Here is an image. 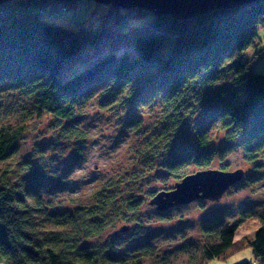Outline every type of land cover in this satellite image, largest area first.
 Returning <instances> with one entry per match:
<instances>
[{
  "label": "trees",
  "instance_id": "1",
  "mask_svg": "<svg viewBox=\"0 0 264 264\" xmlns=\"http://www.w3.org/2000/svg\"><path fill=\"white\" fill-rule=\"evenodd\" d=\"M11 1L24 9L36 4L47 14L75 0ZM99 5L104 9L96 22L72 21V27L28 10L0 17V83L11 97L7 109L0 105V264H207L247 245L257 264H264V207L218 226H201L199 238L170 249L146 244L127 254L81 242L107 226L111 197L105 192L111 183L96 188L92 203L72 209L52 208L41 196L39 165L21 155L18 138L49 118L64 137L81 139L76 111L93 99L108 98L105 105L112 108L126 105V112L148 93L160 100L161 120L147 148L163 156L174 181L191 166L209 167L211 143L220 131L238 139L246 160L255 163L257 152L264 154V71L252 69L264 43L243 58L259 42L264 0L183 19L149 10L128 14L96 1L93 11ZM146 13L149 18L129 23L130 16ZM124 44H133L138 54L119 52ZM139 124L137 119L134 127ZM246 222L256 225L252 237L234 239Z\"/></svg>",
  "mask_w": 264,
  "mask_h": 264
},
{
  "label": "rangeland",
  "instance_id": "2",
  "mask_svg": "<svg viewBox=\"0 0 264 264\" xmlns=\"http://www.w3.org/2000/svg\"><path fill=\"white\" fill-rule=\"evenodd\" d=\"M42 6L46 7V4ZM93 7V0H75L65 4L63 10L52 11L54 16L43 17L68 27L73 26L72 19L90 24L97 21V13L104 9L99 5L93 11ZM146 18H149L148 13L130 16L128 21L138 23ZM190 23L193 25V19ZM258 36V44L247 48L243 58L248 59L264 43V26L258 29ZM126 50L138 54L133 44L118 47L119 52ZM79 63L68 66L73 68ZM252 69L264 71V54L254 61ZM5 89L6 85L0 83L2 109H7L11 103ZM14 98L12 96V100ZM154 98L148 93L139 103L130 104L127 108L130 112L123 108L126 105L106 106L108 98L84 103L76 111L77 126L83 132L81 139L64 137L55 130L51 119L45 118L17 140L21 155L38 163L41 172L39 192L52 208L72 209L90 204L95 200L94 191L99 185L112 184L105 192L111 197L110 207L104 214L107 226L99 234L82 239V243H103L112 251L127 254L136 253L146 244L161 251L177 246L185 239L199 238L201 226H218L242 213L264 207L263 152H257L255 163L246 160L238 139L227 137L225 131L218 132L211 143L215 150L209 167H241L243 173L219 199L196 198L164 210L149 203L155 191L169 189L174 183L164 169L163 156H154L147 148L146 140L161 120V102ZM137 119L140 124L134 127ZM194 170L191 166L190 172ZM133 203H136L135 209L130 210L128 204ZM124 224L127 228L121 229ZM255 228L254 223L246 222L237 227L234 237L250 239ZM246 260L257 264L249 245L225 258L211 259L207 264H237Z\"/></svg>",
  "mask_w": 264,
  "mask_h": 264
},
{
  "label": "water",
  "instance_id": "3",
  "mask_svg": "<svg viewBox=\"0 0 264 264\" xmlns=\"http://www.w3.org/2000/svg\"><path fill=\"white\" fill-rule=\"evenodd\" d=\"M4 0H0L2 2ZM71 1V0H56ZM122 8L145 7L155 15L169 14L183 19L216 8H229L253 0H94ZM243 169L200 168L188 172L179 180L174 181L169 189L155 191L149 203L156 209L164 210L176 204H184L196 198L217 200L222 193L242 175ZM126 229L127 225H121Z\"/></svg>",
  "mask_w": 264,
  "mask_h": 264
},
{
  "label": "built area",
  "instance_id": "4",
  "mask_svg": "<svg viewBox=\"0 0 264 264\" xmlns=\"http://www.w3.org/2000/svg\"><path fill=\"white\" fill-rule=\"evenodd\" d=\"M0 6H2V8L0 9V17L10 15V13H12L14 16L21 15L24 12H26L25 10H28L29 12H32V13H38L39 15H42V16H44V15H46L48 17L54 16V14L52 12L46 14L44 12L43 8L31 7V8L24 9L21 5L16 4L15 2H12L10 0H5L3 3H1ZM125 9H126V13H128V14H133L137 10H142V11L148 10L145 7H129V8H125ZM123 14H124V12H123ZM125 20H126V17L123 16L122 21H125ZM73 22L75 25H79L77 20L73 19Z\"/></svg>",
  "mask_w": 264,
  "mask_h": 264
},
{
  "label": "crops",
  "instance_id": "5",
  "mask_svg": "<svg viewBox=\"0 0 264 264\" xmlns=\"http://www.w3.org/2000/svg\"><path fill=\"white\" fill-rule=\"evenodd\" d=\"M237 238H239V237H237ZM237 238L234 237V239H237Z\"/></svg>",
  "mask_w": 264,
  "mask_h": 264
}]
</instances>
